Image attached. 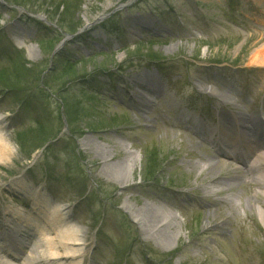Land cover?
<instances>
[{"label":"rangeland","instance_id":"rangeland-1","mask_svg":"<svg viewBox=\"0 0 264 264\" xmlns=\"http://www.w3.org/2000/svg\"><path fill=\"white\" fill-rule=\"evenodd\" d=\"M22 1L40 8L38 15H50L57 24L91 22L117 12L111 25L121 31L93 32L98 43L79 53L81 62L73 76L51 69L46 74L49 88L62 92L67 106L61 109L57 97L41 88L39 78L50 61L54 40L33 41L37 28L26 18L19 21L21 9L12 1L4 7L0 0V48L13 45L18 51L12 62L0 57V70L10 71L14 86L30 95L21 105L9 91H0L2 127L13 145L8 160L0 161V234L3 225L10 234L18 231L5 221L12 219L11 210L47 218L43 205L67 204L66 220L79 227L83 236L81 264H264L260 214L264 212V162L251 166L249 160L246 167L237 158L222 160L181 122L183 113L219 114L211 103L213 94L200 96L197 83L238 92H232L237 101L232 106L215 102L230 110V122L239 117L238 112L264 118V54L260 64H248L254 50H264V0ZM121 4L128 5L121 8ZM106 38L112 41L108 46L102 44ZM17 40L34 46V55H28ZM150 54L164 65L166 79L146 60ZM118 63L120 70L112 67ZM100 66L112 74L95 72ZM91 71L103 87L87 96L82 84L72 81ZM117 75L125 88L107 89L104 82ZM143 80L157 92L150 93ZM33 110L48 124L71 118L72 134L60 133L47 152L37 151L27 161L15 131L34 127L28 114ZM118 139L127 141L138 156L131 181L123 185L101 174L105 164L127 156ZM91 140L108 146V162L95 152ZM212 161L220 166L212 170ZM153 163L155 171L146 177ZM26 185L33 193H43L47 202H37L28 191H21ZM125 201L174 212L175 222L168 231L179 230L175 245L165 250L156 244L124 212ZM3 243L0 239V247ZM36 243L33 235L22 255ZM22 261L21 257L17 263Z\"/></svg>","mask_w":264,"mask_h":264},{"label":"bare ground","instance_id":"bare-ground-1","mask_svg":"<svg viewBox=\"0 0 264 264\" xmlns=\"http://www.w3.org/2000/svg\"><path fill=\"white\" fill-rule=\"evenodd\" d=\"M17 43L20 46H25L28 55H34V46L27 45L22 40H17ZM263 54L264 50L262 49L254 50L250 57V63L248 64H260ZM231 100L233 99L230 96V101ZM245 118L247 121H250V117L245 116ZM254 120L258 122L260 127H262L264 119L256 118ZM2 122L3 120L0 117V161L5 162L12 153L13 145L6 136L2 127ZM230 127L231 126L223 124L222 129H224L225 133L224 138H230ZM243 129L246 130L247 135H249L248 131L250 129L248 125H246ZM258 142V139H254L253 136L251 143ZM91 144H93L95 152H97V154L102 158L103 162H108L110 157L108 155V146L105 143L96 140H91ZM117 144L127 153V156L118 163L105 164L101 174L106 178L118 181L123 185L126 182L131 181V174L138 156L130 150L129 143L125 142V140L118 139ZM262 148L263 150L259 151L260 153L258 152L257 155H253L251 166H257V164H260L261 161L264 162V142L260 146V149ZM218 166H220V164L216 161L211 164L210 167L213 170L217 169ZM247 172H249V169H247ZM261 177L264 178V175ZM17 186L22 187L20 184H17ZM25 188L29 189L28 186L24 187V189ZM26 189L21 191L25 192ZM262 192L264 193V191ZM123 208L130 214L131 218L137 222L142 231L146 235L153 238L156 241V244H158L162 249H171L175 245V242L179 237V230L177 229L175 232L171 233L168 231L169 227L175 222L176 214L174 212L163 209L159 205L150 203L145 204L144 207H136L130 201H125ZM49 209L50 210L47 211L49 212V216L46 218V221H43L41 218L38 220L36 219L37 225L33 224L35 220L32 219L33 217L30 216L23 218V214L18 208L9 212V216H12V219L9 222L11 224H19L20 226L18 235L24 234L25 231L32 229L33 227L34 235L37 237L36 245H34L30 253L24 256L21 264H81L83 251L82 246L84 245L83 236L81 235V229L79 227H74V224L65 222L67 216L70 215V210L68 207L60 204H54L53 206L49 205ZM260 214L264 220V212L260 211ZM156 231L158 232L156 233ZM52 232L53 234L56 232L55 236L51 235ZM6 237L9 236H5L4 238L6 239ZM13 245H15L13 248L14 250H17L18 247L21 248L18 239H16V242L13 241L8 243V246ZM1 248L0 250H2ZM17 262L16 257L9 252H0V264H18Z\"/></svg>","mask_w":264,"mask_h":264},{"label":"trees","instance_id":"trees-1","mask_svg":"<svg viewBox=\"0 0 264 264\" xmlns=\"http://www.w3.org/2000/svg\"><path fill=\"white\" fill-rule=\"evenodd\" d=\"M11 1L19 5H24V6L30 5V7L40 11V8H36L30 2H24L22 0L21 1L11 0ZM48 17L50 20H53V18L50 15H48ZM59 24L61 26L66 25L68 29L73 30L75 26L80 24V22L71 24L67 21L66 23H63L60 21ZM74 67H75V64H70V62L66 63L65 68L63 69V73L65 74V76L67 77L73 76ZM2 70H0V84L5 86L7 90L9 91H12V90L20 91L17 89V87L14 86L13 81L11 80L13 79L12 73H10V71H7V70L5 71H2ZM34 122H35V125L33 128L29 127L28 130L18 131L16 133V140H17L16 142L19 145L23 155L26 157H29L33 151L38 149L41 145L44 144V142H46L53 135L52 133L53 128L49 126L48 123H46L43 120H40L39 118H36ZM155 165H156L155 163L151 165L150 169L146 172V177H149L154 173Z\"/></svg>","mask_w":264,"mask_h":264}]
</instances>
